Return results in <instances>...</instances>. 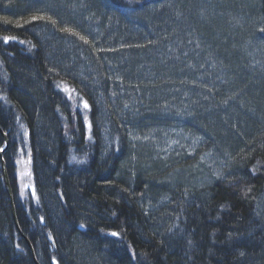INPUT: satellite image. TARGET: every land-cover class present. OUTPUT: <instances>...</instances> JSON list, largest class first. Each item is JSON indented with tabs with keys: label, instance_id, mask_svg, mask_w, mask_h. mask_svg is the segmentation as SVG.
<instances>
[{
	"label": "trees",
	"instance_id": "trees-1",
	"mask_svg": "<svg viewBox=\"0 0 264 264\" xmlns=\"http://www.w3.org/2000/svg\"><path fill=\"white\" fill-rule=\"evenodd\" d=\"M208 2L0 0V264H264V0ZM137 134L229 173L159 181Z\"/></svg>",
	"mask_w": 264,
	"mask_h": 264
},
{
	"label": "rangeland",
	"instance_id": "rangeland-1",
	"mask_svg": "<svg viewBox=\"0 0 264 264\" xmlns=\"http://www.w3.org/2000/svg\"><path fill=\"white\" fill-rule=\"evenodd\" d=\"M204 18V15L201 17ZM252 58V57H251ZM250 59V58H249ZM260 68L254 64L252 67L253 70H259ZM261 77V76H260ZM149 136L145 138H137L134 139V150L140 148H143L146 145H150L152 149H154L152 161L153 162H159L161 164L162 169L165 173L162 171L157 173L158 175L162 176V179L159 181H164L167 177H170V185H174L175 183H182L186 187L193 188L198 191L205 190L210 184L218 181L223 180L227 175V168L229 169V164L224 162L225 160L220 159V164L218 162V159L220 157H215L212 152H204L200 157H197V159L194 161H190L187 163L188 159H194L196 153H197V147L198 145H201L202 142L199 139H193L190 138V136H185V139H181L183 146L186 148L180 147L177 148L183 155V163H178L172 161L167 165V145L160 143H155V141L148 138ZM180 140V139H179ZM153 142V144H152ZM136 147V148H135ZM197 150V151H196ZM178 151V152H179ZM139 152V151H138ZM177 156V155H176ZM175 156V157H176ZM216 158V159H215ZM173 160V158L171 159ZM130 162L133 165L134 172L138 173L141 172L138 171V161L137 159L133 158L130 159ZM129 162V163H130ZM191 164V165H189ZM25 168V164H23V169ZM142 168V167H141ZM153 169V166L151 164H148L145 168L143 167V170H150ZM27 170H23L20 175V181H21V188L24 191H29L31 193V190L34 188L33 182L31 177L24 175L27 173ZM229 173V172H228ZM186 192V191H185ZM258 208L260 211L264 213V194L259 198L258 202Z\"/></svg>",
	"mask_w": 264,
	"mask_h": 264
},
{
	"label": "snow or ice",
	"instance_id": "snow-or-ice-1",
	"mask_svg": "<svg viewBox=\"0 0 264 264\" xmlns=\"http://www.w3.org/2000/svg\"><path fill=\"white\" fill-rule=\"evenodd\" d=\"M43 19H44L43 16H35V17H33V21H36V20H43ZM53 23H55V21H53ZM65 31H68V29H65ZM261 31H264V29H261ZM81 39H83V37H81ZM14 40H15V37L5 36V37L3 38V43H4V44H8V43H10V42H12V41H14ZM19 42H20L21 44L24 43V41H19ZM65 91H67V89H65ZM68 99L70 100L71 97H68ZM82 103H83V108H84V109H88V110H90L91 106L89 105V103H88L86 100L83 101ZM87 126H88L89 130H90L91 127H92L91 123H88ZM89 139H91L90 136H89ZM4 151H5L4 148H0V153H2V152H4ZM20 151L23 153V152H24V149H20ZM28 162L31 163V160L29 159ZM24 175H27V176L30 177V176L32 175V173H31V172H27V173H25ZM31 194H32V196H33L34 198H36V191H35L34 188L31 190ZM40 219H41V222H43V217H41ZM111 235H113V236H117L118 233H116V232H112Z\"/></svg>",
	"mask_w": 264,
	"mask_h": 264
},
{
	"label": "bare ground",
	"instance_id": "bare-ground-1",
	"mask_svg": "<svg viewBox=\"0 0 264 264\" xmlns=\"http://www.w3.org/2000/svg\"><path fill=\"white\" fill-rule=\"evenodd\" d=\"M200 2H208V0H200ZM210 2V1H209ZM208 2V3H209ZM147 136H148V134H147ZM133 137H134V139H137V138H145L144 136H142V135H140V134H137V135H133ZM133 139V140H134ZM8 141V140H7ZM7 147H8V145L6 144V142H5V150L7 149ZM5 152V151H4ZM4 152H3V154H4ZM2 153H1V155H3ZM23 164H25V168L23 169ZM4 167L6 168V173H7V177H8V179H9V175H8V171H7V167H6V164L4 163V161H2V169H3V174H4ZM23 170H27L28 172H29V164L27 163V161L26 160H23L21 163H20V171H23ZM4 178H5V174H4ZM10 182V181H9ZM10 186H11V184H10ZM7 188V187H6ZM12 190V189H11ZM8 192V191H7ZM11 198V197H10ZM13 199V198H12ZM159 205H158V207H160V204L161 203H158ZM22 235V234H21ZM22 237L25 239V237L22 235ZM25 241L28 243V245H29V248H30V250L33 252L34 250H33V247L30 245V243H29V241L27 240V239H25ZM35 262H37V260L35 259ZM38 263V262H37ZM39 264V263H38ZM52 264H58V262H57V260L56 259H54V260H52Z\"/></svg>",
	"mask_w": 264,
	"mask_h": 264
},
{
	"label": "water",
	"instance_id": "water-1",
	"mask_svg": "<svg viewBox=\"0 0 264 264\" xmlns=\"http://www.w3.org/2000/svg\"><path fill=\"white\" fill-rule=\"evenodd\" d=\"M1 134L3 135V138L5 139V142L8 145V141H7L6 136L3 133H1ZM2 154H3V152H2ZM4 174H5V182H6L7 191H8L9 196L11 197V201H12V190H11L9 179L7 177V173H6V168L5 167H4ZM36 264H38V263L36 262Z\"/></svg>",
	"mask_w": 264,
	"mask_h": 264
}]
</instances>
